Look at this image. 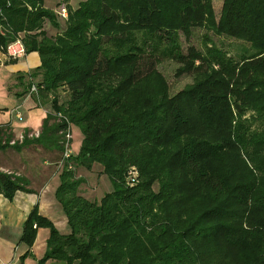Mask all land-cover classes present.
Returning a JSON list of instances; mask_svg holds the SVG:
<instances>
[{"label": "trees", "instance_id": "1", "mask_svg": "<svg viewBox=\"0 0 264 264\" xmlns=\"http://www.w3.org/2000/svg\"><path fill=\"white\" fill-rule=\"evenodd\" d=\"M65 7L60 28L43 0H0V47L20 36L26 53L37 52L28 75L51 107L36 137L10 145L0 126V148L61 152L67 122L82 135L54 192L69 231L34 205L17 264L32 256L38 227L48 237L36 264H264V0H222L218 18L211 0ZM193 28L205 31L203 49L183 52L180 36L189 40ZM210 33L239 42V52ZM162 58L177 64L175 75H192L172 95L154 68ZM92 165L112 185L98 200L80 193L76 173ZM17 191L31 192L27 180L0 170V195Z\"/></svg>", "mask_w": 264, "mask_h": 264}, {"label": "crops", "instance_id": "2", "mask_svg": "<svg viewBox=\"0 0 264 264\" xmlns=\"http://www.w3.org/2000/svg\"><path fill=\"white\" fill-rule=\"evenodd\" d=\"M49 8L53 9V6ZM43 29L50 35L56 32V28L47 20L43 23ZM39 63L37 52H29L22 58L0 63V126H7L12 138L19 134L39 132L43 119L51 111L48 99L37 98L28 92L30 84L39 80L38 76L32 78L28 74ZM17 110L21 114V119L15 116ZM71 134V148L73 154H76L82 135L74 125H71ZM60 155L61 152L52 146L44 147L38 144H29L18 150L11 146L0 148V170L24 177L27 180V188L31 189V192L17 191L11 200L0 195V264H17L18 257L24 253L26 248L19 244L18 240L22 224L34 205L37 206L38 213L52 221L60 233L65 234L69 231L66 218L54 196L59 183L60 170L56 163ZM94 169L98 172L100 170L92 165L91 169L85 172L93 174ZM77 176H81L79 171ZM94 176L98 182L104 174ZM95 186L96 184L86 189L80 185V193L92 199L94 197L92 189ZM39 234L40 242H35L31 246L36 258L41 257L45 250L48 230L39 228L37 235ZM32 259L26 258V264Z\"/></svg>", "mask_w": 264, "mask_h": 264}, {"label": "rangeland", "instance_id": "3", "mask_svg": "<svg viewBox=\"0 0 264 264\" xmlns=\"http://www.w3.org/2000/svg\"><path fill=\"white\" fill-rule=\"evenodd\" d=\"M43 1H44L45 6H47V7L53 6V10H55L57 8V6L59 5V3H63V4H65V6L68 5V6L72 7V6H76L82 0H59V1L43 0ZM221 4H222V0H211L212 9H213V12H214V15L216 18H218V16H219ZM56 21L59 24L60 28L64 27V21L62 19H60L56 16ZM204 32L205 31L202 28H193L192 32H191V36L189 37V40H185V38L181 35L180 36L181 50L184 52L186 50V48L188 47V45H192L199 50L203 49V40H204L203 33ZM209 37L214 44H216L217 46H220L222 49L228 51V53L230 55H236V53L239 52V50H238L239 49L238 48L239 42H237L233 39L227 38L226 36H217V35H214L212 33L209 34ZM176 67H177V64L169 58H162L154 66V68L158 72H160L162 74V76L165 78V80L169 86V94L170 95L176 93L177 91H179L185 85L189 84L192 81V75H190V74H182L180 76L175 75ZM63 99H64V94L61 93L60 100H63ZM37 132L38 131H33V132L29 133L27 136L28 137H34V135H32V134H35ZM19 135H21V137H19ZM19 135L17 136L18 140L15 139L16 137H14V138H11L10 141L15 139L17 142H20L23 138V134H19ZM95 167H96V169H99L100 166L95 165ZM78 169L77 170L79 171V173L81 175L80 177L82 178V184H81L82 187H85L87 189V187H91L94 184H96L94 189H92L94 192V197L92 196L93 197L92 199L95 198L96 200H98L105 192H108L112 189L111 182L106 175L102 176L98 180V182H96V180H95L96 178H94L95 177L94 175H97V176L99 175V172L97 170L94 169L93 174H88L87 172H85L86 169H84V168H78ZM77 170H76V173L78 174ZM156 188H157V186L154 185V189H156ZM91 195H93V194H91ZM39 228H45V227H38L36 229L35 238L33 240V243H35V242L39 243L41 240V234L37 235ZM45 229H47V228H45ZM30 252H31L32 256H27V257H25V259L26 258H33V259L29 260V262L27 264H36V259H38V258H36L33 255L31 248H30ZM25 259H24L23 264H26ZM44 264H57V263L53 260L52 261L47 260ZM58 264H64V263H61L58 261Z\"/></svg>", "mask_w": 264, "mask_h": 264}, {"label": "built area", "instance_id": "4", "mask_svg": "<svg viewBox=\"0 0 264 264\" xmlns=\"http://www.w3.org/2000/svg\"><path fill=\"white\" fill-rule=\"evenodd\" d=\"M54 13L56 16L62 20L66 19L67 12L65 4L59 3L57 8L54 10ZM26 55L25 47L23 45V42L21 40V37H15L14 39L8 41L4 48L0 47V63L7 61V60H14L22 58ZM2 60V61H1ZM37 88L38 86L36 83H31L28 89V92L33 95H37ZM15 116L18 119H21V114L17 110L15 112ZM56 116L60 117V115L57 113ZM38 133V132H37ZM37 133L32 134L35 137L38 135ZM21 137V135H19ZM16 137L15 139H17ZM9 141L8 143L10 145L14 144L16 140ZM71 141H72V134H71V125L67 122L65 128L61 131V138L60 143L62 147L61 155L59 160L57 161V167L58 169H62L64 166H66L67 169L72 168V164L70 161V158L73 155V150L71 148Z\"/></svg>", "mask_w": 264, "mask_h": 264}]
</instances>
